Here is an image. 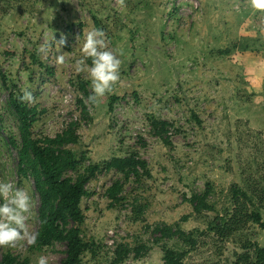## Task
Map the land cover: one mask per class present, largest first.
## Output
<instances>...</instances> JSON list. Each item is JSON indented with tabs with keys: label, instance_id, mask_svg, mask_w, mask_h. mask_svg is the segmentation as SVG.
<instances>
[{
	"label": "rangeland",
	"instance_id": "obj_1",
	"mask_svg": "<svg viewBox=\"0 0 264 264\" xmlns=\"http://www.w3.org/2000/svg\"><path fill=\"white\" fill-rule=\"evenodd\" d=\"M261 21L264 13L244 0H125L123 7L117 0H0V178L29 190L32 230L40 227L41 202L32 176L19 172L11 141L21 143L19 122L4 77L15 93L33 92L37 137L72 127L79 169L100 167L82 201L89 244L82 264H167L168 250L183 256L181 264H256L253 252L264 247L252 218L264 220ZM94 28L121 60L119 81L96 104L86 103V74L73 69ZM61 34L67 59L57 66L54 45L47 57L37 50ZM152 119L169 122V145ZM132 156L148 164L139 180L105 167ZM117 181L123 189L114 202L107 192ZM205 192L208 208L196 213L189 200ZM123 244L131 251L117 262ZM29 247L0 248V262ZM66 250L54 243L30 254L31 264L41 255L62 264Z\"/></svg>",
	"mask_w": 264,
	"mask_h": 264
},
{
	"label": "trees",
	"instance_id": "obj_2",
	"mask_svg": "<svg viewBox=\"0 0 264 264\" xmlns=\"http://www.w3.org/2000/svg\"><path fill=\"white\" fill-rule=\"evenodd\" d=\"M89 62L91 63V60ZM3 80L9 90L10 106L19 122L21 143L17 144L11 140L18 151L19 172L22 176H32L41 205L36 244L28 248L25 256L6 253L0 264H31L30 254L41 253L57 242L64 243L67 247L66 258L62 264H82L83 255L89 249L82 231L86 220L82 201L89 195L87 185L100 167L94 165L84 171L79 169L80 162L73 150L69 148V145L76 144L78 141V135L72 127L54 138L37 137L34 133L35 111L27 104H21L18 94L9 87L5 77ZM151 125L156 136L161 138L164 144L169 145L166 137L169 122L152 119ZM105 167L108 170L120 171L126 180L132 177L139 180L145 171L149 173L148 164L137 160L135 156L113 158L105 162ZM122 189L121 182L117 181L107 192L109 199L118 201ZM207 196L208 192H205L202 196L196 195L189 200L194 212L200 213L208 208ZM252 218L254 223L264 230L262 216L253 212ZM41 221L46 222L41 223ZM165 229L162 230L164 236L171 235L170 232L173 229L171 227ZM130 251L127 245H120L115 253L117 262L122 261ZM182 257L174 250H168L165 262L181 264ZM252 257L256 264H264V247H256Z\"/></svg>",
	"mask_w": 264,
	"mask_h": 264
},
{
	"label": "clouds",
	"instance_id": "obj_3",
	"mask_svg": "<svg viewBox=\"0 0 264 264\" xmlns=\"http://www.w3.org/2000/svg\"><path fill=\"white\" fill-rule=\"evenodd\" d=\"M123 7L125 0H117ZM248 8L256 13H264V0H244ZM259 33L264 36V21H261ZM79 40V37H77ZM66 37L61 34L60 39L52 37V45L43 44L37 50L45 57L49 55L51 47H55L54 64L64 65L66 54L61 49L66 45ZM81 58L73 65L76 74H86L90 81L91 94L86 103H99L100 98L113 90L119 81L121 60L117 54L108 48L106 33L102 29H92L84 33V40L80 46ZM91 60V64L87 63ZM21 104L31 106L36 102L32 91L22 88L18 94ZM36 218L35 202L29 190L18 187L11 179L0 178V248L17 249L25 244H36L38 233L32 230L31 221ZM46 221H41L45 223ZM36 264H49L47 256L41 255Z\"/></svg>",
	"mask_w": 264,
	"mask_h": 264
}]
</instances>
